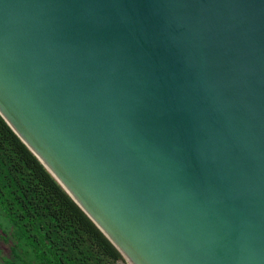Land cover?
I'll return each mask as SVG.
<instances>
[{
    "label": "water",
    "instance_id": "water-1",
    "mask_svg": "<svg viewBox=\"0 0 264 264\" xmlns=\"http://www.w3.org/2000/svg\"><path fill=\"white\" fill-rule=\"evenodd\" d=\"M0 114L126 264H264V0H0Z\"/></svg>",
    "mask_w": 264,
    "mask_h": 264
},
{
    "label": "trees",
    "instance_id": "trees-1",
    "mask_svg": "<svg viewBox=\"0 0 264 264\" xmlns=\"http://www.w3.org/2000/svg\"><path fill=\"white\" fill-rule=\"evenodd\" d=\"M0 264H126L0 114Z\"/></svg>",
    "mask_w": 264,
    "mask_h": 264
},
{
    "label": "rangeland",
    "instance_id": "rangeland-1",
    "mask_svg": "<svg viewBox=\"0 0 264 264\" xmlns=\"http://www.w3.org/2000/svg\"><path fill=\"white\" fill-rule=\"evenodd\" d=\"M2 234V231L0 229V235ZM0 250L1 252H3L4 254H7L9 252V247L8 244L5 243L1 238H0Z\"/></svg>",
    "mask_w": 264,
    "mask_h": 264
}]
</instances>
